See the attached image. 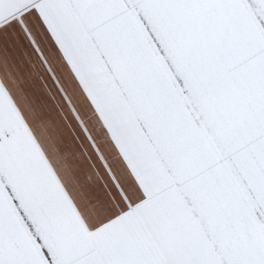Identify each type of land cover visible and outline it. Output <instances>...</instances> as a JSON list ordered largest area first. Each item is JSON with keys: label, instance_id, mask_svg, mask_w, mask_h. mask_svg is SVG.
Returning a JSON list of instances; mask_svg holds the SVG:
<instances>
[{"label": "snow or ice", "instance_id": "6c2138e0", "mask_svg": "<svg viewBox=\"0 0 264 264\" xmlns=\"http://www.w3.org/2000/svg\"><path fill=\"white\" fill-rule=\"evenodd\" d=\"M0 264H264V0H0Z\"/></svg>", "mask_w": 264, "mask_h": 264}]
</instances>
